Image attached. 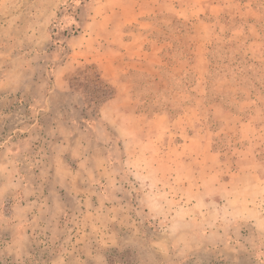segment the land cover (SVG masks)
Masks as SVG:
<instances>
[{
	"label": "rangeland",
	"instance_id": "rangeland-1",
	"mask_svg": "<svg viewBox=\"0 0 264 264\" xmlns=\"http://www.w3.org/2000/svg\"><path fill=\"white\" fill-rule=\"evenodd\" d=\"M0 264H264V0H0Z\"/></svg>",
	"mask_w": 264,
	"mask_h": 264
}]
</instances>
